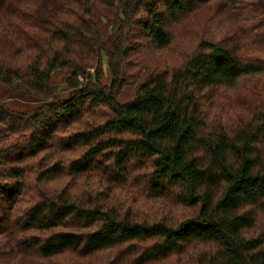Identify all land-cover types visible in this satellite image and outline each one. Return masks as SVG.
<instances>
[{"label": "trees", "instance_id": "16d2710c", "mask_svg": "<svg viewBox=\"0 0 264 264\" xmlns=\"http://www.w3.org/2000/svg\"><path fill=\"white\" fill-rule=\"evenodd\" d=\"M213 1L146 0L145 16L136 23L153 35L157 47L162 48L159 53L171 54L166 62L178 61L179 51L191 48L193 40L203 38L212 25L210 31L218 43L202 40L212 49L209 58L190 61L185 72L172 79L212 85L201 97L210 110L205 116L215 111L221 120L240 121L247 115L245 105L264 93V33L257 31L264 22L247 27L241 22L238 28L230 24L226 8L219 11ZM69 4L72 6L66 7ZM80 5L81 0H0L2 96L13 100L12 105L21 99L34 103L22 110L0 106V221H6L7 237L18 238L9 253L19 256L18 264H53L51 261L64 255L73 256L77 264L92 259L96 264H171L174 257L177 264H264V175L259 171L250 174L256 163L247 158V151L244 155L236 152L241 158L239 168L225 167L220 162L225 157L215 149L213 160L219 172L201 176V171L208 170L191 162L181 168L184 146L195 142V135L188 132L192 127L189 118L182 119L181 112L171 105L165 108L166 84L162 80L153 76L142 79L138 71L129 73L136 67L129 61L128 72L105 85L117 94L129 86L133 90L135 98L123 106L120 118L64 136L63 132L86 115L84 109L68 106L49 110L37 105L40 96L62 83L77 75L83 78L79 65L65 76L64 70L75 61L62 58L75 55L71 45L87 41L84 33L94 27L86 19L92 9ZM246 8L244 4V11ZM166 20L171 32L162 31ZM111 26L116 32L121 30L115 22ZM108 68H112L111 60ZM105 71L98 60L88 76L99 83ZM13 80L20 83L13 85ZM22 86L26 87L20 91ZM143 114L152 117L154 126H147ZM203 124L198 122V126ZM102 136L108 139H99ZM124 136L143 139L121 138ZM173 138L176 144L164 157L166 166L179 169L174 173L176 183L191 181L190 191L183 200L147 195L179 208L182 214L177 222L138 218L127 208L111 206L96 193L73 197L66 187L55 194L42 187L50 176L82 178L93 171L99 180L113 181L106 160L115 155V164L120 167L135 153L143 157L151 149L158 155L155 142ZM237 138L246 144L250 139L242 134ZM220 139L223 143L227 136ZM60 141L70 143L61 146ZM112 148L120 151H106ZM79 149L82 151L75 159L67 158ZM201 187L203 191L197 193ZM105 253H113L112 258Z\"/></svg>", "mask_w": 264, "mask_h": 264}, {"label": "clouds", "instance_id": "9594fccd", "mask_svg": "<svg viewBox=\"0 0 264 264\" xmlns=\"http://www.w3.org/2000/svg\"><path fill=\"white\" fill-rule=\"evenodd\" d=\"M144 3L146 0H81L80 8L92 9V14L86 19L92 21L94 27L91 31L84 33L88 37L87 41L83 42L87 44V47H84L83 43L73 44L71 47L75 55L66 54L62 58L75 61L64 70L65 76L70 74L76 65H79L80 70L84 73L83 78L77 75L68 83H62L55 91L40 96L36 102L37 105H44L49 110L68 106L82 108L89 118L88 123L93 127L106 120L119 119L118 113L124 112L123 106L135 98L131 94L133 90L121 88L117 94L115 89H109L105 85L114 78L123 77L128 72L129 61H134L136 65L134 70L141 73L142 79L153 76L166 84V90L163 92L165 108L171 105L172 108L181 112L182 119L189 118L188 122L192 127L188 129V132L194 133L195 142L190 141L184 146V158L180 162L181 168L191 162L198 169L208 170L207 173L201 171V176L219 172L220 169L213 160L212 150L214 149L225 157L220 161L225 167L239 168L241 158L236 155V152L244 155L247 151V158L256 163V167L250 174L255 175L259 171L264 175V129L260 128L264 125V93L254 103L245 105L247 115L240 121L221 120L215 111L212 116H205V113L210 110L201 97L208 93L213 86H198L188 79L174 82L172 78L174 75L184 73L185 69L190 66V61L209 58L208 54L212 49L202 40L218 43L217 38L210 31L212 25L206 29V35L203 38L198 37L193 40L191 48L179 51L180 59L178 61L162 62L158 58V53L162 48L157 47L152 34L144 31L136 23L145 16ZM242 3L246 4L247 8L240 17L241 21H244L246 25L264 22V0H242ZM71 6L70 4L66 5V7ZM253 8L256 10L253 11ZM245 17H247L246 20ZM112 22L121 27L119 32H116L115 28L111 26ZM169 23L170 21H165L162 31H172L167 27ZM257 31L264 33V23H261ZM161 43H163L162 40ZM197 44H199L198 47ZM89 48L92 49L91 52H89ZM169 50H172L171 46H169ZM98 60L106 69L99 83L88 76V73L96 69ZM110 60L112 62L111 69L108 68ZM114 71L116 77L113 76ZM117 82H119L118 79ZM19 83L20 81L13 80V85ZM3 87L11 86L4 85ZM24 87L26 86H22L20 91H23ZM200 87H203V91L199 90ZM81 89L82 91H80ZM13 103L14 101L9 97L0 95V106L8 107ZM196 106H199L198 111L194 110ZM100 114H103L102 119L97 121L96 117ZM143 120L148 122L147 126H154L151 125V116L143 114ZM199 121L204 122L203 126H198ZM183 128L184 126L181 125V130ZM210 133H214V135H209ZM238 134L250 137L249 142L246 144L243 138H237ZM221 136H227V140L223 143H221ZM121 138L143 139L138 136ZM99 139H108V136H102ZM59 143L64 146L70 142L60 141ZM175 144V138L156 141L153 146L160 149L158 155L153 154L151 149L145 151L143 157L135 153L120 167L115 164L116 157L113 155L111 159L105 161V164L109 166L108 171L111 173V178L116 181V185L112 187L117 189L118 186V190L126 192L129 196H136L143 191L145 194L168 196L174 200L186 199L191 181L176 183L174 173L179 169L166 166L164 159L171 154ZM144 147L147 148V145ZM86 150L87 148L84 149V151ZM106 151L115 154L120 149L112 148L106 149ZM202 191V187L197 188V193ZM249 207L254 206L250 205ZM17 239L7 237V234L0 237V264H18L19 256H15L14 252L9 253V249L15 247Z\"/></svg>", "mask_w": 264, "mask_h": 264}, {"label": "rangeland", "instance_id": "374dc122", "mask_svg": "<svg viewBox=\"0 0 264 264\" xmlns=\"http://www.w3.org/2000/svg\"><path fill=\"white\" fill-rule=\"evenodd\" d=\"M213 5L219 11L221 8H226L225 13L229 16L230 24L234 26L237 25L239 28V24L241 22L240 17L244 14V4L242 0H214ZM226 14L223 12V17L225 18ZM247 17H245V20ZM232 22V23H231ZM245 24V22H244ZM247 27V25H243ZM158 58L162 62H166V58H171V54L169 53H158ZM135 68H130L129 73H135ZM133 80H130L129 83H132ZM131 89L130 86L127 87ZM4 90L0 86V95H3ZM132 94V93H131ZM16 103V102H15ZM34 103L31 99H21L16 104L12 105L13 109L22 110L24 107L33 106ZM103 114H100L96 117V120L99 121L102 119ZM88 116L84 115L79 123L75 125L72 129H68L66 132H63V135L72 134L76 131V129H85L87 127H91L92 125L88 123ZM101 123H98L99 125ZM81 149L76 151L74 154H69L67 158L69 160L75 159L76 155L81 153ZM100 179L99 174L93 171L90 173L85 174L82 178H55L50 176L49 178L45 179L42 182V187L45 191L55 194L59 192L62 187H66V192L70 193L73 197H80L84 193H96L97 195L102 196L101 199H106L107 202L110 201V205L113 207H123L129 209L134 215L138 216L141 219H149L150 221H158V220H165L170 219L171 221L177 222L178 219L180 220L182 211L170 205L168 201L159 200L157 198H150L147 194L143 191L139 192L136 196H129L126 192L114 189L112 186L116 185V181L107 180L105 178ZM99 181V182H98ZM3 220L0 221V237L5 234L6 231V221L2 223ZM32 235V234H30ZM15 254V252H14ZM107 258L111 259L113 253H105ZM14 258V257H13ZM185 261V260H183ZM53 264H77V260L71 255H64L61 257L56 258L55 260L51 261ZM97 260L92 259L88 261L87 264H96ZM177 259L174 257L171 259V264H177ZM170 264V263H166Z\"/></svg>", "mask_w": 264, "mask_h": 264}]
</instances>
